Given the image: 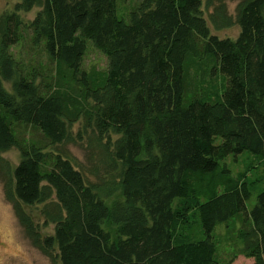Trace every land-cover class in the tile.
Masks as SVG:
<instances>
[{
    "label": "trees",
    "instance_id": "obj_1",
    "mask_svg": "<svg viewBox=\"0 0 264 264\" xmlns=\"http://www.w3.org/2000/svg\"><path fill=\"white\" fill-rule=\"evenodd\" d=\"M121 1L20 0L0 15V177L19 223L59 264H264V189L249 206L263 179L223 163L264 161V0L234 14L237 0H138L119 14ZM235 26L236 39L214 33ZM89 43L106 69L84 68Z\"/></svg>",
    "mask_w": 264,
    "mask_h": 264
},
{
    "label": "rangeland",
    "instance_id": "obj_2",
    "mask_svg": "<svg viewBox=\"0 0 264 264\" xmlns=\"http://www.w3.org/2000/svg\"><path fill=\"white\" fill-rule=\"evenodd\" d=\"M240 0L228 2L231 14H234V9ZM20 0H0V15L4 12L13 10L15 4ZM138 0H124L120 2L119 14L121 11L126 13ZM34 9L31 13L24 15L26 21H32L38 12ZM221 38L236 39L239 34L238 27H232L227 30L214 31ZM27 49V48H26ZM19 51L15 49V52ZM37 60L47 62V57L43 54L34 52ZM108 66L107 57L92 44L89 43L88 49L84 58V68L91 69H106ZM77 128H75L76 130ZM35 132L29 130V137L34 136ZM67 150L72 154V158L76 165L86 166L85 152L79 147L67 146ZM2 157L8 160L12 165L16 166L20 162V153L16 149L4 153ZM223 163L227 164L234 175L239 172H248L249 180L262 178L258 182L259 187L254 193L249 206L252 207L255 202V196L258 191L264 189V161L259 156H254L249 152H244L237 158L229 156ZM257 184V185H258ZM42 206L27 208V211L33 216L39 230L43 235H52L54 233V225H45L44 217L41 214ZM226 233L225 227L222 225L217 227V238L219 239V258L226 262L233 253V245L229 244V239L224 236ZM253 260L244 257H237L232 264H250ZM0 264H59L58 261H53L51 258L44 255L40 250L35 248L27 237L23 227L19 223L12 205L8 202L5 196L4 185L0 177Z\"/></svg>",
    "mask_w": 264,
    "mask_h": 264
},
{
    "label": "crops",
    "instance_id": "obj_3",
    "mask_svg": "<svg viewBox=\"0 0 264 264\" xmlns=\"http://www.w3.org/2000/svg\"><path fill=\"white\" fill-rule=\"evenodd\" d=\"M251 260H253V259H251ZM253 263H254V261L250 262V264H253Z\"/></svg>",
    "mask_w": 264,
    "mask_h": 264
}]
</instances>
